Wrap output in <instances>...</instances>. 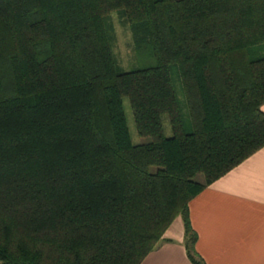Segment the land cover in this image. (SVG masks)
I'll list each match as a JSON object with an SVG mask.
<instances>
[{
    "label": "trees",
    "instance_id": "obj_1",
    "mask_svg": "<svg viewBox=\"0 0 264 264\" xmlns=\"http://www.w3.org/2000/svg\"><path fill=\"white\" fill-rule=\"evenodd\" d=\"M263 106L264 0H0V264H142L179 216L206 264L190 202L264 148Z\"/></svg>",
    "mask_w": 264,
    "mask_h": 264
},
{
    "label": "crops",
    "instance_id": "obj_2",
    "mask_svg": "<svg viewBox=\"0 0 264 264\" xmlns=\"http://www.w3.org/2000/svg\"><path fill=\"white\" fill-rule=\"evenodd\" d=\"M189 207L206 264H264V148L204 189ZM142 264H192L181 216Z\"/></svg>",
    "mask_w": 264,
    "mask_h": 264
},
{
    "label": "rangeland",
    "instance_id": "obj_3",
    "mask_svg": "<svg viewBox=\"0 0 264 264\" xmlns=\"http://www.w3.org/2000/svg\"><path fill=\"white\" fill-rule=\"evenodd\" d=\"M108 22L110 25L109 28L111 44L120 70L131 71L138 69L140 66H142V59L137 55L130 25L124 23V18L118 11L110 14V16L108 17ZM173 81L177 97L183 109V113L185 114V117H187L188 111L185 96L183 93L180 78L178 77L176 72H173ZM124 107L133 142L135 144H143L149 142L150 138L141 137L137 131L134 113L129 98L124 99ZM163 123L165 135L172 136L173 129L171 127L168 115L163 116ZM197 180L200 182L204 181V176H198Z\"/></svg>",
    "mask_w": 264,
    "mask_h": 264
}]
</instances>
